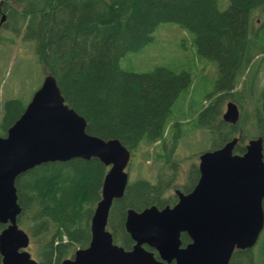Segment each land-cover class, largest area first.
Segmentation results:
<instances>
[{"label": "trees", "instance_id": "trees-1", "mask_svg": "<svg viewBox=\"0 0 264 264\" xmlns=\"http://www.w3.org/2000/svg\"><path fill=\"white\" fill-rule=\"evenodd\" d=\"M2 16L0 31L11 39L0 37V45L5 46L3 39L10 44L19 39L31 48L40 77L55 79L65 104L85 119L88 135L118 140L132 155L142 146L161 143L156 157L163 160L162 166L167 163L162 158L167 146L174 148L182 135L180 125L171 123V109L188 91L191 75L166 67L135 73L122 70L119 61L153 42L159 25L180 26L191 35L198 58L217 66L208 97L220 96L195 120L210 134L211 150L239 137L234 153L241 155L244 141L260 136L264 161V93L253 99L256 68L264 62V0H228L224 11L217 0H0ZM242 78L245 87L233 92ZM226 98L247 100L252 107L240 114L236 125L220 118ZM22 99L2 101V137L23 113ZM163 171H157L155 183H129L123 197L112 204L108 228L113 242L124 250L133 245L123 226L128 209L139 212L176 202L169 196L174 176ZM106 173L98 159H72L41 164L16 178L17 224L34 244L38 264H60L87 247L92 207L100 200ZM198 176L192 167L180 189L190 192ZM262 206L264 210V199ZM4 228L0 225V232ZM180 240L182 246L189 242L185 234ZM256 247V259L252 250H235L228 264H264V230Z\"/></svg>", "mask_w": 264, "mask_h": 264}, {"label": "water", "instance_id": "water-1", "mask_svg": "<svg viewBox=\"0 0 264 264\" xmlns=\"http://www.w3.org/2000/svg\"><path fill=\"white\" fill-rule=\"evenodd\" d=\"M238 119L236 104L228 102L223 122L235 125ZM85 129V119L65 104L55 79L47 75L0 137L1 264H38L26 251L28 235L17 226L16 178L41 164L72 159L95 158L109 170L90 220L88 246L60 264H228L234 250L254 247L264 227L261 137L249 140L242 155L233 153L237 138L202 153L194 188L187 194L176 190L173 207L127 210L123 226L133 246L124 250L106 227L113 201L123 197L127 186L130 151L118 140L104 141ZM181 234L189 239L183 247Z\"/></svg>", "mask_w": 264, "mask_h": 264}, {"label": "rangeland", "instance_id": "rangeland-1", "mask_svg": "<svg viewBox=\"0 0 264 264\" xmlns=\"http://www.w3.org/2000/svg\"><path fill=\"white\" fill-rule=\"evenodd\" d=\"M217 6L220 11H224L228 6V0H217ZM152 35L153 42L138 52L126 54L119 61V67L122 70L135 73L149 72L155 67H166L177 72L186 70L190 73L191 85L188 91L171 109V123L177 122L180 125L182 135L174 148L170 145L167 146L166 153H163L165 157H162L167 159V163L163 166V160L159 158V161L156 157L160 143L152 147L142 146L137 153L131 155L126 172L128 184L137 179L155 183V181L157 182V171L164 168L163 172L171 173L174 176L169 194V196H174V190H181L179 186L186 185L189 170L192 167L197 169L199 155L212 149L210 134L205 129L198 127L195 120L197 115L214 101V98L220 96V94H215L208 97L214 90L217 66L214 62L198 58L191 35L176 24H161ZM2 36L11 39V36L0 31V37ZM3 45L5 46L0 45V82L2 83H0V119L2 117L1 105L4 99L23 98L22 101L26 105L42 83L39 68L29 46H25L19 39L12 44L3 39ZM256 70L258 76L253 99H257L262 92L264 93V62L260 66L257 65ZM244 82L243 78L240 79L233 92L244 88L246 85ZM229 101L237 104L240 114L251 111L252 107L247 100L238 102L232 98H226L222 105L220 118L225 111V104ZM170 131V125H168L163 137L165 141L168 139ZM248 140L250 139L244 141L245 145ZM175 186L177 188H174ZM95 206L92 207V212ZM62 240L66 242L65 237ZM33 246L34 244L30 240L27 251L31 258L36 260L33 255ZM256 249V246L252 249L255 259ZM259 261L258 263H260Z\"/></svg>", "mask_w": 264, "mask_h": 264}, {"label": "flooded vegetation", "instance_id": "flooded-vegetation-1", "mask_svg": "<svg viewBox=\"0 0 264 264\" xmlns=\"http://www.w3.org/2000/svg\"><path fill=\"white\" fill-rule=\"evenodd\" d=\"M178 202V199L176 200V202L172 205V206H174L176 203ZM148 251H150V252H153L154 253V251L153 250H148ZM155 256H156V253H155ZM169 264H174L173 262H171V263H169Z\"/></svg>", "mask_w": 264, "mask_h": 264}]
</instances>
